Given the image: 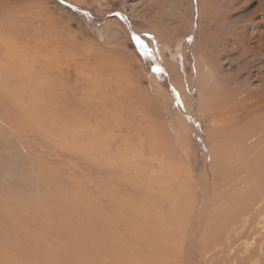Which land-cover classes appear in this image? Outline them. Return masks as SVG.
Returning a JSON list of instances; mask_svg holds the SVG:
<instances>
[{
  "label": "rangeland",
  "instance_id": "1",
  "mask_svg": "<svg viewBox=\"0 0 264 264\" xmlns=\"http://www.w3.org/2000/svg\"><path fill=\"white\" fill-rule=\"evenodd\" d=\"M0 7L6 8L0 18L7 16L16 26H25L24 36L42 42L36 47L39 53L62 54L77 49L99 55L106 69L102 76L108 82L97 84L93 78L95 82L91 79L87 83V97L73 96L71 116L75 118L71 123L66 115L61 117L56 112L57 124L65 123L62 127L59 123L50 137L46 127L44 133L16 134L10 125L0 122V264H70L55 259L66 249V253L73 251L64 242L69 229L56 226L57 217L65 219L69 213H48L53 207L42 195L38 169L53 177L62 191L91 202L99 217L111 218L114 225L120 219L133 224L135 218L127 213L130 208L120 211V202L130 199L136 208L147 209L141 191L135 193V151L144 144L148 152H155L160 146L156 144L158 138L169 144L170 164L181 174V185L168 191L171 197L164 213L142 214L148 220L159 216L155 223L160 227L157 235L165 230L166 244L159 238L156 244L152 242L155 226L146 219L144 227L148 230L152 226V230H148V236L145 234V250L140 248L137 252L132 246L135 253L145 252L143 255L149 257L154 254L151 264H264V224L255 235L244 238L229 252L223 251L230 235L245 232L243 226L249 218L236 213L240 217L237 225H232L231 215L235 213L217 212L229 209L232 192L242 188L230 182H216L215 171L223 174L230 169H220L213 162L212 151L218 145L210 129L212 118L200 113L197 83L198 74L204 78L211 74L220 86L242 92L250 81L255 87L262 84L264 0H0ZM24 36L19 43H24ZM45 60L50 63L53 58ZM83 76L80 75L87 82L89 78ZM93 92L103 96L101 104L92 100ZM120 92L121 96L115 97ZM76 100H84L87 106L80 109ZM119 107L128 112L117 114ZM250 154L248 157L255 159V153ZM139 168L144 182L154 187L162 183L166 187L173 185L172 181H156L158 175L163 177L162 166L154 167L153 173L147 172L145 165ZM213 181L221 184L212 187ZM226 191L229 194L225 195ZM134 225L140 226L137 222ZM61 232L64 239H60ZM32 234L41 242L28 244ZM55 235H60L59 240ZM54 240L63 246L51 242ZM23 242L38 251L23 247ZM133 248L123 246L112 253L123 259L131 251L134 254ZM146 249L157 251L148 250L153 254H147ZM37 253L47 260H41ZM35 257L41 263L34 262L38 259Z\"/></svg>",
  "mask_w": 264,
  "mask_h": 264
},
{
  "label": "bare ground",
  "instance_id": "2",
  "mask_svg": "<svg viewBox=\"0 0 264 264\" xmlns=\"http://www.w3.org/2000/svg\"><path fill=\"white\" fill-rule=\"evenodd\" d=\"M0 12L5 13L6 8L0 7ZM26 30L27 29L25 26H23V28L20 26H16L14 21L9 20L7 16L6 19L0 18V122H4V125H10V128L16 134H24V132L26 131H34L40 133V131L42 132V130L46 127L50 131L47 132L48 137H50V134L54 130H57L56 127L60 123L58 121L59 123L57 124L58 118H56V112H58L61 117L62 115H66L67 122L72 121V118H75V116H71L73 112V96L76 97L77 94H81V96L84 97L88 89L87 83L93 78H95L97 84L100 81H104L103 83H108L103 79L104 76H102L106 69L104 67V61L103 59H100L99 55L95 57L92 53L84 54V52L77 49L72 50L71 53L62 54L55 51H48V53H39V50H37L36 47L42 44V42L38 40H35L33 42L32 39L24 36L23 32H25ZM23 36L25 37L24 43H19L20 38ZM260 40L262 41L261 38ZM260 45L258 46L261 47L262 45ZM256 47H253L254 50L256 49ZM260 51L262 50L260 49ZM242 55L244 54L242 53ZM262 55H264V53ZM246 56L247 55L245 54V57ZM48 57H52L53 61L47 63L45 59ZM60 57H64V59L59 60ZM260 57L262 58V56ZM83 68H85V72L83 71ZM81 69L83 70L81 71ZM82 73L84 74V76L89 78L87 82L82 80V76L80 77V75H83ZM212 77L213 76H211V74L210 77L208 75L205 76V78L203 74H198L197 83L200 86V90H198V105L200 107V113H202L201 115L205 114L212 118V128L210 129L212 130L213 137H215V141L218 145V149L212 151L214 160L213 162H216L219 165L220 169H230L228 171H224L223 174H219V172L215 171L216 182L218 181L228 184L230 182L233 185H236V187L239 186V189L242 188V191H234L233 189L234 192H232L233 194L231 195L229 209L218 210L217 212L231 214L235 213V215H231L232 225H237V221L241 213H243V216L247 215L249 218L248 222L243 226L244 229H246L243 234L230 235L228 237V240H225L226 244H223L225 250L223 251L227 253L229 252L228 250H231L234 245L238 244L244 238H248L249 235H255L258 232V229H260L264 224V77L262 78V84L256 87L253 86V81H250L247 89L243 90V92L240 89H229L225 88V86H220V83H218V81L212 80ZM100 88H102V85H99V90ZM94 93L95 92H93V94H90L93 96L92 100L97 101L98 104H101L103 96H96V93ZM120 96L121 92L118 95L115 94V97L117 98ZM142 97L144 98V96ZM75 102L80 105V109H83V107L87 106V103L84 102V100H76ZM145 102H147L146 97ZM188 104L190 103L188 102ZM127 112L128 111L125 110V107H119L117 114H124ZM87 115L88 112L86 113V117ZM89 115L91 114L89 113ZM130 118H132L131 115ZM61 123L62 127L65 121ZM43 125L44 127H42ZM151 130L154 131L155 134H157V131L155 129ZM64 133H62L63 136L65 135ZM158 137H160V134L158 135ZM162 140V138H158L156 144L160 146L156 148L155 152H148L144 144H139L137 151H135V161L137 162V165L134 167L135 176L133 178L134 186L136 188L135 193L136 191H141L142 198H144L142 199V201L144 203H148V206L146 211L139 206V208H136L135 204L130 199L125 202H120V211H125V209L128 207L130 208L127 213H131V215L135 218L134 222H132L133 224L129 223L125 219H120L118 223L114 225L111 218L104 216L101 212L99 213H101L103 217H99L100 215L96 213V210L91 202L82 201L79 196H76L75 198L74 196L70 195L69 191H62L57 187L53 177L43 171L40 172L38 169L37 172L44 188V194L42 195H45L44 197L45 199H47L48 205L53 207L50 211L47 209L48 213H69L68 215H66V218L64 217L65 219L57 217L58 222H56V226L58 227V229H69V232L67 231V233H65L69 236H65L66 238L64 239V234L61 232L62 238L60 239H64V242L69 246V249L73 251L72 253L70 251L69 253H66V249V251H64L63 253L58 252L60 256L59 258H55L56 261H58L57 259H60L61 262L64 260L70 264H151V262L153 261V258L151 256H153L154 254L150 251L155 252L156 249H146V253L150 252L151 254H153L149 257L143 255L145 253L144 251H142V253L144 252L143 254H141V252L139 254H136L133 247L136 248L137 252V249L140 248L142 250H145L144 248L146 247L143 246L145 245L144 242L146 241L145 234L151 232L150 230H152V228V238L154 239V241H152V238L150 239H152L151 241L154 244L158 242V239L156 238L163 240V242L165 241V243L163 244H166L167 238L165 236V230L162 235H157V229H159L160 227L158 228V224H156V226L155 223L157 222L156 219L157 217L159 218V216H157L155 220H151L150 218L148 220L147 217H143V213H156V215L158 213H164L166 203L170 201L171 197L170 192L168 191L173 188L177 189L178 186L181 185V174H179L176 167H173L172 164H170L168 148L169 144L166 145ZM94 141L96 140L94 139ZM101 141L103 146L105 140L102 139ZM165 141H167V139ZM222 145L226 146V148L224 149ZM252 152L255 153V159H251L250 157H248V155ZM141 164L145 165V167L148 169L147 172L151 171L152 173L154 171V167L162 166L164 168L162 171L163 177H159V175L157 174L158 177L156 181H172L173 185L171 187H166L167 185H165V183H162L161 186L154 187V185L149 184L148 181L144 182V179L141 177L143 176V172L140 173L141 168H139ZM217 174L218 176L221 175L222 177H218ZM152 175L153 177L155 176V174ZM153 177L148 176V178H151V180ZM221 183H214L213 181L212 187H214L215 184L219 185ZM232 184L231 186H233ZM228 192L226 191L225 195H227ZM176 193H178V191ZM222 195L224 196V194ZM234 196L236 197V199H233ZM219 200L218 202H220ZM221 201H223V198H221ZM215 202H217V200ZM40 212H42V210ZM236 213H239L240 215ZM138 219L141 221H138ZM146 219L148 221H151V223L155 226H151L152 228H149L147 226L149 228V232L146 226L144 227L143 221ZM135 222H137V224H139L140 226L135 227ZM32 224L36 225L35 223ZM127 224L132 225V227H128L129 229L124 228L126 229L124 230L122 227L126 226ZM141 226H143V228ZM163 229H165V227L162 228V230ZM53 233L55 234V232ZM59 237L57 236V238L55 239L59 240ZM30 239L31 241L27 243L29 244L31 242L30 244L33 245L34 243L37 244L38 240H40L35 234H32V236H30ZM55 241L56 240L51 242ZM40 242L41 240L39 241V243ZM56 243L58 242L56 241ZM59 243L58 245H60ZM25 244L26 243L23 242V247L28 249L31 247L30 245L28 247V245ZM255 244L257 243L255 242ZM60 246H63V244ZM123 246L128 247V249L130 247L133 248L134 254L131 251L130 255H123L122 259L121 257H116L112 253L114 252V249L121 248ZM158 246L161 250L162 246ZM131 248L129 250H132ZM159 249L158 251L159 253H161L162 250L160 251ZM30 250H32V247ZM35 251H38L37 248H35ZM35 251L33 248L32 252ZM30 252L28 251L27 253L30 254ZM251 253L253 254L254 251ZM171 254L172 253H169V255ZM32 255L35 254L32 253ZM47 256L49 257V254ZM38 257L41 258V260H47L44 258L43 254H38ZM38 257L35 258L37 259ZM164 257L166 258V256ZM39 258L36 261H34L35 259L33 258V261L41 263L38 261ZM60 260L58 262H60Z\"/></svg>",
  "mask_w": 264,
  "mask_h": 264
}]
</instances>
